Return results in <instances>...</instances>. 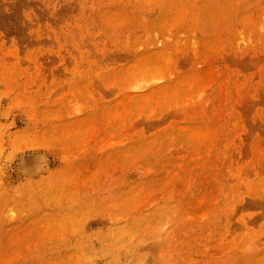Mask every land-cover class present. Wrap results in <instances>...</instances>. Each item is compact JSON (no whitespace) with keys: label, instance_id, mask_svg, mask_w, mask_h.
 <instances>
[{"label":"rangeland","instance_id":"1","mask_svg":"<svg viewBox=\"0 0 264 264\" xmlns=\"http://www.w3.org/2000/svg\"><path fill=\"white\" fill-rule=\"evenodd\" d=\"M0 264H264V0H0Z\"/></svg>","mask_w":264,"mask_h":264},{"label":"bare ground","instance_id":"2","mask_svg":"<svg viewBox=\"0 0 264 264\" xmlns=\"http://www.w3.org/2000/svg\"><path fill=\"white\" fill-rule=\"evenodd\" d=\"M32 162V161H31Z\"/></svg>","mask_w":264,"mask_h":264}]
</instances>
